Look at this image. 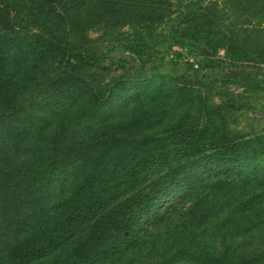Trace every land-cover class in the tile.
<instances>
[{"label":"trees","instance_id":"1","mask_svg":"<svg viewBox=\"0 0 264 264\" xmlns=\"http://www.w3.org/2000/svg\"><path fill=\"white\" fill-rule=\"evenodd\" d=\"M188 1L175 39L217 77L114 67L93 41L136 24L120 41L136 52L167 0H0V264L133 252L185 196L190 229L264 201V132L228 126L260 88L264 0ZM152 264H264V248L179 247Z\"/></svg>","mask_w":264,"mask_h":264},{"label":"rangeland","instance_id":"2","mask_svg":"<svg viewBox=\"0 0 264 264\" xmlns=\"http://www.w3.org/2000/svg\"><path fill=\"white\" fill-rule=\"evenodd\" d=\"M167 8L159 22H154L148 32L141 30L142 38L136 52H131L120 45V41L130 37L133 31L140 29L139 25L118 23L107 28L106 31L91 33L93 41L99 43L113 58L112 66L123 64L134 68L144 66L149 71L157 70L162 73L182 77L191 81L220 75L219 66L205 65L203 59L194 54L198 50L191 46L182 45L175 38L173 28L178 10L188 0H167ZM190 5H194L193 3ZM264 28V20H260ZM218 48L216 55H222ZM108 62L107 58L103 63ZM117 63V64H116ZM225 66L226 63L220 62ZM258 74L259 90L252 95L248 104L234 110L229 118L228 126L236 135H250L264 132V62ZM194 197L185 196L182 200H172L167 205L165 215L156 224L148 226V231L142 237V242L133 252L100 261L99 264H152L161 261L173 250L179 247L190 249L201 247L210 252H218L227 244L242 253H251L264 248V201H257L249 208L233 214L232 220H226L227 213L221 212L211 218L208 223L185 228L182 213L186 205Z\"/></svg>","mask_w":264,"mask_h":264}]
</instances>
